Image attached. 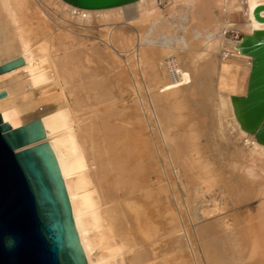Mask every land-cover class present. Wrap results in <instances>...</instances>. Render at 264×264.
<instances>
[{
	"label": "bare ground",
	"instance_id": "obj_1",
	"mask_svg": "<svg viewBox=\"0 0 264 264\" xmlns=\"http://www.w3.org/2000/svg\"><path fill=\"white\" fill-rule=\"evenodd\" d=\"M261 7L0 0V65L24 60L0 75V109L13 129L40 121L87 264H264V144L237 110L253 59L233 38L264 31ZM92 20L132 28L73 38Z\"/></svg>",
	"mask_w": 264,
	"mask_h": 264
},
{
	"label": "water",
	"instance_id": "obj_2",
	"mask_svg": "<svg viewBox=\"0 0 264 264\" xmlns=\"http://www.w3.org/2000/svg\"><path fill=\"white\" fill-rule=\"evenodd\" d=\"M63 1L97 11L140 0ZM261 11L256 18L264 22ZM239 51L253 67L247 95L237 99L238 115L244 130L264 144V31L244 36ZM23 64H1L0 75ZM44 140L40 121L13 129L0 109V264H87L64 181Z\"/></svg>",
	"mask_w": 264,
	"mask_h": 264
},
{
	"label": "rangeland",
	"instance_id": "obj_3",
	"mask_svg": "<svg viewBox=\"0 0 264 264\" xmlns=\"http://www.w3.org/2000/svg\"><path fill=\"white\" fill-rule=\"evenodd\" d=\"M163 9V7H162ZM126 21H123V22H120V23H116L112 26H110L111 24H102L100 22H98L97 20H92L89 24H82L80 25V28H77L76 29H72V31H74V34H73V38H76V39H86L88 41H91V42H100L101 40H103L102 38H107V35H108V28H113L114 30L115 29H128V30H131V26H127V24H125ZM136 36V33H132ZM72 36V35H71ZM244 34H239V35H236L234 36L233 38L240 42V41H243V38H244ZM134 39H138L137 36L134 37ZM138 46V42L135 43V47ZM121 58L123 59V61L125 62V56L124 55H120ZM124 57V58H123ZM138 57H136V61H137ZM18 80L19 79H10L8 81H5L4 83H2L3 85H7L9 88H13L16 86V84L18 83ZM146 95L148 96L149 98V95L147 92H145ZM144 93V95H145ZM247 95V94H246ZM240 97H246V96H241ZM153 119V117H152ZM152 119L149 118V120L147 119L148 121V131L149 133H152L153 130L152 128H150V123H152ZM201 126L204 127H200V130L202 132V135L203 136H208V135H211L212 131L214 130V126H213V123L210 121V119H206L205 118V123L202 121L201 119ZM152 125H154L152 123ZM246 161H242V171H243V168L246 164H244ZM170 172L169 174H167V176H165L166 179H168V177L170 176ZM228 178L231 179V184L237 182V181H241V178H242V174L238 173V172H234V173H228ZM245 182H242V185L244 184ZM251 208H255L257 206V201H253L250 205H249ZM248 210H252V209H248Z\"/></svg>",
	"mask_w": 264,
	"mask_h": 264
}]
</instances>
